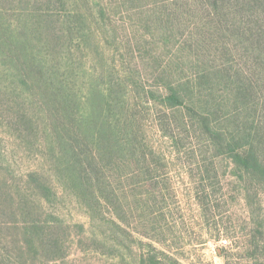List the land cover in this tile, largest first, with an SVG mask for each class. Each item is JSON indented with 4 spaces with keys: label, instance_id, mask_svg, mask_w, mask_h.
<instances>
[{
    "label": "rangeland",
    "instance_id": "rangeland-1",
    "mask_svg": "<svg viewBox=\"0 0 264 264\" xmlns=\"http://www.w3.org/2000/svg\"><path fill=\"white\" fill-rule=\"evenodd\" d=\"M23 1L50 9L61 37L49 90L79 108L92 94L112 141L106 159L96 157L99 181L89 167L84 179L54 138L17 129L13 99L0 89V220L30 211L43 226L41 244L32 237L27 245L25 229L0 231L9 241L0 264H264V180L235 161L252 141L264 147V52L239 35L230 8L214 0L0 3L26 8ZM1 65L12 66L0 57ZM9 73L19 71L0 72V85L33 103L40 127L38 90Z\"/></svg>",
    "mask_w": 264,
    "mask_h": 264
},
{
    "label": "trees",
    "instance_id": "trees-1",
    "mask_svg": "<svg viewBox=\"0 0 264 264\" xmlns=\"http://www.w3.org/2000/svg\"><path fill=\"white\" fill-rule=\"evenodd\" d=\"M214 2H220L224 8H230L229 13L235 20L233 26L239 35L250 39L256 48H262L257 50L264 52V0H214ZM23 3L25 6L28 2L23 1ZM49 11L50 9L39 11L30 8L29 3L26 8L11 5L5 7L0 3V57L12 64L6 70L1 65L0 72H12V68L15 67L19 73H9L12 78L10 80L19 81L22 85L30 84L38 90L37 105L43 106L41 110L43 116L40 118L43 124L39 127L36 121L38 119L33 112V103L29 106L24 99L20 98L18 92L7 91L3 84L0 85V89L5 95H11L13 99L7 105L14 110L18 130L23 129L31 133H35L36 130L43 131L48 137L54 138L52 142L57 151L59 150L58 154L65 159L68 153L69 157H66L68 168L78 176L87 179V167H89L94 173V175L92 173V180L98 182L103 173L101 174L96 157L101 161L104 156L105 159L107 157L106 148L112 141L109 132L111 131L110 123L92 113V94L87 100L82 101L84 105L82 109L79 108L78 103L67 101L62 95L49 90L52 84H56L53 79H50L46 70H49V67L53 68L48 66L52 65L51 61L55 64L54 66L58 65L57 56L61 53V37L53 26L52 17L48 16ZM44 51H47V54ZM173 100L175 99H171ZM79 149L83 150L85 155L81 153V150L79 153ZM235 161L264 180V147L259 143L250 142L244 153L235 156ZM23 212V217L19 221L0 220V231L12 228L25 229L27 245L30 244L27 242L32 237L38 238V244H41L40 236L43 226L38 220L30 219V211ZM5 241L9 243L8 238L0 233V247ZM50 243L53 242L50 241ZM1 257L0 261L9 258L5 253Z\"/></svg>",
    "mask_w": 264,
    "mask_h": 264
},
{
    "label": "built area",
    "instance_id": "built-area-1",
    "mask_svg": "<svg viewBox=\"0 0 264 264\" xmlns=\"http://www.w3.org/2000/svg\"><path fill=\"white\" fill-rule=\"evenodd\" d=\"M221 242H224V243H226V240H222Z\"/></svg>",
    "mask_w": 264,
    "mask_h": 264
}]
</instances>
